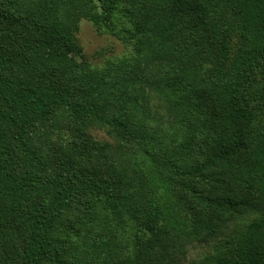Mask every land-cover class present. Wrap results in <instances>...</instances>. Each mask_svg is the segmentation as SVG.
<instances>
[{
  "label": "trees",
  "instance_id": "obj_1",
  "mask_svg": "<svg viewBox=\"0 0 264 264\" xmlns=\"http://www.w3.org/2000/svg\"><path fill=\"white\" fill-rule=\"evenodd\" d=\"M0 264H264V0H0Z\"/></svg>",
  "mask_w": 264,
  "mask_h": 264
},
{
  "label": "rangeland",
  "instance_id": "obj_2",
  "mask_svg": "<svg viewBox=\"0 0 264 264\" xmlns=\"http://www.w3.org/2000/svg\"><path fill=\"white\" fill-rule=\"evenodd\" d=\"M79 43L93 62H102L108 56L122 52L125 47L119 38L108 33H99L87 19L80 22V31L77 34ZM99 137H105L104 131H98Z\"/></svg>",
  "mask_w": 264,
  "mask_h": 264
}]
</instances>
